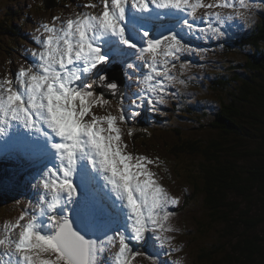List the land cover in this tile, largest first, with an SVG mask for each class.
<instances>
[{"label":"snow or ice","instance_id":"snow-or-ice-1","mask_svg":"<svg viewBox=\"0 0 264 264\" xmlns=\"http://www.w3.org/2000/svg\"><path fill=\"white\" fill-rule=\"evenodd\" d=\"M100 4L98 13L80 12L60 29L42 25L47 37L37 41L41 50L29 67L0 81V158L30 166L39 209L20 215L0 239L7 264H132L141 256L164 264L160 256L176 251L167 233L175 231L169 206L179 201L149 169L154 161L126 151L117 123L140 113L126 110L113 73L118 66L126 80L135 77L143 86L137 99L155 110L164 102L165 81L175 82L173 61L197 51L186 36L217 34L213 21H247L264 0H98L82 7ZM201 8H231L234 16L198 17ZM106 92L117 100L118 118L93 111L110 104Z\"/></svg>","mask_w":264,"mask_h":264},{"label":"trees","instance_id":"trees-1","mask_svg":"<svg viewBox=\"0 0 264 264\" xmlns=\"http://www.w3.org/2000/svg\"><path fill=\"white\" fill-rule=\"evenodd\" d=\"M48 1L46 8H52L58 0ZM261 8L264 10L263 7ZM24 25L27 26L28 21L16 26L17 29L9 28L12 33H10L6 48L17 46L13 37L20 36ZM3 42V38L0 39V44ZM218 46L220 49L215 50L214 54V58L218 60L216 61L218 69L213 70L218 74V80L214 81L209 88L204 85L206 83L199 85L191 83L192 87H187V82H185L184 84L177 83L176 89L170 90L169 100L176 97L178 103L171 101L170 106L163 107L162 120L167 128L174 129L172 131L176 135V141L173 153L166 147L169 149L166 152V158H169L171 153L174 161L184 158L186 162L183 160L182 167L184 162L194 161V163H189V166L193 168L186 169L181 183L193 181L192 186L196 190L193 192V197L203 196L201 205L208 225L211 229L222 228L215 238L219 246L209 243L208 247L198 249V262L217 264L215 253H218L225 259L224 264H244L245 261L251 264H263L264 17L262 16L258 23H247L245 32L231 41L218 43ZM3 51L6 52L5 49ZM240 55L242 56L239 57ZM235 63L239 66L238 69L235 68ZM255 73L257 75L254 79L257 80V84L256 88L252 89L248 83ZM226 80L233 85L230 95L236 110L231 111V114L225 110V100L212 99L213 96L224 94ZM237 84L242 87L248 86L246 92L237 91ZM178 86L182 89L180 90ZM189 92H194L192 97L189 96ZM209 99L212 100L211 103L216 101L218 112L216 121L210 123L209 127L205 125L195 127V125L187 124L180 131L172 124L167 126V123L173 121L174 117L181 123L192 120L184 114L189 112L188 108L191 113H196L198 110L203 112L201 105ZM195 100L197 106L191 107L190 104ZM201 112L200 114L207 116ZM200 114H197L198 118ZM200 123L197 121L196 126ZM136 126L138 133L133 139V145L148 153L159 155L158 147L150 143L151 135L156 134V129H160L158 124L138 121ZM174 161H171L174 171L172 167L171 170L179 175L181 170H178ZM3 195L10 196V193L3 192ZM7 199L0 197V204H7ZM233 224L239 227L238 234ZM201 226L203 227V224ZM222 235L226 239L224 245ZM194 252H196L195 249ZM193 262L196 264L195 259Z\"/></svg>","mask_w":264,"mask_h":264},{"label":"rangeland","instance_id":"rangeland-1","mask_svg":"<svg viewBox=\"0 0 264 264\" xmlns=\"http://www.w3.org/2000/svg\"><path fill=\"white\" fill-rule=\"evenodd\" d=\"M211 2H213V0H203V3L205 4ZM216 2H219V0H216ZM236 2L238 4V0H236ZM250 2L259 4L260 0H250ZM47 3H49L48 0H0V39L3 38L4 40L3 44H0V81L4 80L5 78H12L15 80L16 74L20 69H26L29 67V63L34 59L33 53L39 52L36 50V45H39L37 41L43 40L47 37V33L44 32L43 28L41 27L42 25L54 23V26L57 29H60L66 24L68 19L76 18V15L80 12L96 14L102 9V4H100L95 9L82 7L83 5L89 3L98 4V0H58L55 2L52 8H46ZM77 5H81V7H77ZM261 7L264 8V5L262 6L261 4L259 7L252 8L248 13L250 19L247 21L235 18L231 21H227L224 25H219L213 21L211 26L217 27L219 29L217 34L208 32L207 34L201 35L197 32L195 35L186 36V42L193 48L197 49V51L182 53L180 54V58L178 60L173 61L175 67L171 69L170 75L175 76V82L168 84L165 81L167 87L163 92L164 102L155 103V110L153 108V104L148 103L147 100L137 99L135 94H137L140 91V87L143 86H137L138 81L135 77L132 80H126L119 72L118 66L113 73L114 75L119 76V80L121 81V90L126 93L123 101L126 110H139L137 112L140 113L139 116L130 118L127 123H120L119 121L117 123V126L121 129L122 141L125 145H127L126 151L132 153L133 155L145 156L148 159L154 161L153 164L148 165L149 169L156 174V178L159 180L160 185L168 192V194L179 201L177 205L169 206V211L174 213V215L170 218L169 223L175 229V231L167 233V235L173 237L172 248L176 249V251H173L170 256H160V260L164 261V264H195L193 259L196 260V264H205L204 261L198 262V249H201L202 247H208L209 243L215 245V238L218 234V231L222 230V228L218 227L217 229H211V227L208 225L207 219L204 217V209L201 205V202H203L201 197L203 196L196 195L193 197V192L196 191L192 186L193 181L190 183H181L186 173V169L193 168L192 166H189V163H194V161L190 162L189 160L187 163H185L186 160L184 158L178 161L173 160L172 151L174 149L176 135L172 131L174 129L166 128V125L162 120V113L164 112L163 107L170 106L171 101L178 103L176 97L171 101L169 100L171 94L170 90L176 89L175 87L177 83L184 84L187 82V87H189L191 83L198 85L206 83L204 85L207 86L206 88H209V86L214 81L218 80V74L216 71H213L218 69L216 68V61L218 60L214 58L215 51H213V43L218 44L219 41H230L228 40L229 38H236L245 32L247 23H258L262 19L261 17H264V10H262ZM206 11H220L224 15L231 14L234 16V12L231 8H216L211 10L201 8L198 10L200 15H196L198 17H203ZM54 17H58V19L53 22ZM27 21L28 25L21 29V34H19L20 36L13 37L17 46L10 49L6 48V43L11 36L10 33H12V30L9 28L13 27L14 29H17L16 26H19L21 23ZM198 27L208 28L209 25L207 23H201L198 25ZM15 31L17 32V30ZM41 33H43V35L40 37L39 35ZM3 49H5L6 52H4ZM241 56L242 55L239 57ZM30 57L31 59L26 60V58ZM182 64L184 65L183 68H181ZM238 67L239 66L236 64L235 68L238 69ZM256 75L257 73L253 75L252 80L248 83L249 87L252 89L256 88L257 80L254 79ZM190 87H192V85ZM247 87L248 86L242 87L241 85L237 84L236 90H243L246 92ZM178 88L180 90L182 89L181 86H178ZM232 89V83L229 80H226L224 94H222V96L212 97V99L216 101L221 99L225 100L224 106L228 113L236 110L233 104L232 96L230 95ZM252 89L250 90L251 93ZM193 93L194 92H189V96L192 97ZM146 95L155 96V94L150 93H146ZM199 96H201V93H199ZM158 98V96H155V99ZM133 100L136 101L135 104H133ZM110 101L111 102L109 105L95 108L93 111L98 116H106L110 113L112 116L118 118L120 112L117 101L114 99H110ZM211 101L212 100L210 99L205 100L204 104L201 105L202 111L207 116L200 114V110H198L196 113H191L190 108L185 105L189 109V112L186 111L187 113L184 114L192 120L181 123L176 119V117H174L173 121H169L167 123V126L172 124L174 128H177L180 131L187 124L191 126L195 125V127H201V125L209 127L210 123L216 121L218 113L215 104L216 101L214 103H211ZM196 104L197 102L195 100L190 104V106L196 107ZM197 114L201 115L200 118L197 117ZM201 118H203V120ZM140 119H150L152 124H158L160 129H156V134L151 135L152 139L150 143L153 146L158 147L160 150L159 155L148 153L144 149L137 148L133 145V139L135 138L136 133H138L136 124L138 121H141ZM193 120H195V122H193ZM197 121L201 123L196 126ZM129 131L131 132V135L128 134ZM166 147H168L172 152L169 158H166V152L169 151V149ZM170 159L176 163L178 170H181L179 175H176V173L172 172L174 165H171L172 162ZM183 160L185 162L182 167ZM25 163L26 162L20 160L17 161L10 160L8 158H0V183L8 179L11 180L9 182L24 181V183H20L21 186L18 190V193L19 191L20 193L16 199L12 197L9 199V201L12 203H8L6 207L5 205L0 206V210L1 207L5 208L4 211L0 212V239L8 235V226L15 223L20 215L27 212L29 209L30 211L28 213L36 212L37 209L34 206L35 199L33 197V189L28 182L31 179L30 172L32 169L28 164ZM195 163H197V161ZM4 165L10 166V168L6 171H2ZM17 166L22 167L23 169H19ZM179 166H181V169H179ZM25 192L27 194L23 200ZM28 198H31L33 203H30V199ZM16 201H19V203L17 204ZM202 219L204 222H200ZM201 224H203V227ZM233 226L234 230L238 234L240 232L239 227L235 224H233ZM221 239L224 245L226 242L225 236L222 235ZM216 245L219 246V244ZM117 248L114 250L117 251ZM194 249L196 252L193 253ZM3 251V246H0V253ZM140 251H151V248L149 247L148 249H145L140 247ZM162 251L167 252L169 249H164ZM107 255L108 253H105V256ZM215 256L217 264H224V258L220 257L218 253H215ZM0 260L2 262L0 264H7L6 262L8 258L6 256L0 255ZM245 263L251 264L247 261H245L244 264ZM262 263L264 264V259H262ZM132 264H149V261L141 256L132 261Z\"/></svg>","mask_w":264,"mask_h":264},{"label":"bare ground","instance_id":"bare-ground-1","mask_svg":"<svg viewBox=\"0 0 264 264\" xmlns=\"http://www.w3.org/2000/svg\"><path fill=\"white\" fill-rule=\"evenodd\" d=\"M75 19V18H74ZM25 26V25H24ZM228 40H230L231 41V38H229ZM106 96H107V98H109V99H114V100H116V98L115 97H110V96H108V94L106 93ZM128 97H129V95H128ZM130 98V97H129ZM117 101V100H116ZM4 158H8V157H4ZM8 159H10V160H17V159H13V158H8ZM18 161V160H17ZM25 164H27V163H25ZM17 165V164H16ZM24 173V172H23ZM39 211V209L37 208L36 209V212H38ZM1 253H3V252H1ZM6 261V260H5ZM0 263H2L1 262V260H0ZM4 263V262H3ZM7 263V262H6Z\"/></svg>","mask_w":264,"mask_h":264}]
</instances>
